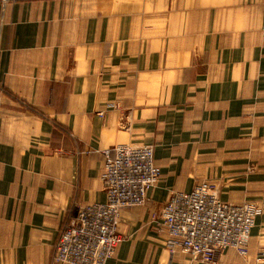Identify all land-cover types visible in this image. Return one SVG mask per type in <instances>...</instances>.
I'll return each instance as SVG.
<instances>
[{
  "label": "crops",
  "instance_id": "0c3cea01",
  "mask_svg": "<svg viewBox=\"0 0 264 264\" xmlns=\"http://www.w3.org/2000/svg\"><path fill=\"white\" fill-rule=\"evenodd\" d=\"M120 144L152 146L161 177L108 264H264V0H0V264H67ZM203 181L261 207L247 255L166 246L164 204Z\"/></svg>",
  "mask_w": 264,
  "mask_h": 264
},
{
  "label": "built area",
  "instance_id": "2783aa9c",
  "mask_svg": "<svg viewBox=\"0 0 264 264\" xmlns=\"http://www.w3.org/2000/svg\"><path fill=\"white\" fill-rule=\"evenodd\" d=\"M160 177L150 145L120 144L105 150L101 180L106 200L86 205L71 217L56 244L55 261L108 264L124 239L119 231L122 210L144 205L148 191ZM260 213L261 207L255 201H223L217 186L203 181L191 191L173 192L157 223L159 230L167 234L165 244L172 252L179 250L214 263L218 253L227 248L247 255L251 231Z\"/></svg>",
  "mask_w": 264,
  "mask_h": 264
}]
</instances>
